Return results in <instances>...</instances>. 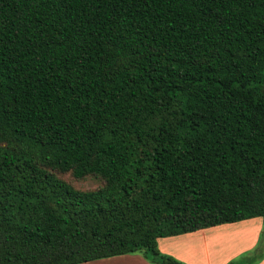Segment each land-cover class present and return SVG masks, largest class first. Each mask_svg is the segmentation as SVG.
Returning a JSON list of instances; mask_svg holds the SVG:
<instances>
[{"label": "trees", "instance_id": "16d2710c", "mask_svg": "<svg viewBox=\"0 0 264 264\" xmlns=\"http://www.w3.org/2000/svg\"><path fill=\"white\" fill-rule=\"evenodd\" d=\"M254 216L256 259L264 0H0V264H185L157 237Z\"/></svg>", "mask_w": 264, "mask_h": 264}, {"label": "crops", "instance_id": "0c3cea01", "mask_svg": "<svg viewBox=\"0 0 264 264\" xmlns=\"http://www.w3.org/2000/svg\"><path fill=\"white\" fill-rule=\"evenodd\" d=\"M260 218L249 217L156 239L161 252L173 255L187 264H225L241 252L243 264H264V252L255 259L250 250L256 244ZM202 238H199V237ZM205 237V238H203ZM203 240V242H201ZM74 264H150L139 253H121Z\"/></svg>", "mask_w": 264, "mask_h": 264}, {"label": "rangeland", "instance_id": "374dc122", "mask_svg": "<svg viewBox=\"0 0 264 264\" xmlns=\"http://www.w3.org/2000/svg\"><path fill=\"white\" fill-rule=\"evenodd\" d=\"M58 175L61 178L69 181L73 186L78 187V188H92L99 183L98 179L95 178L94 176H91V175L84 176L80 179L72 178L68 172L59 173ZM199 238H202V237L200 236ZM203 238H205V237H203ZM201 242H203V240H201ZM245 253H246V251L241 252V253L237 254L236 256L232 257L231 259L233 260V262H235L237 264H243L242 255H244ZM171 256H173V255H171ZM174 258H176V257H174ZM176 259H178V258H176ZM178 260H180V259H178ZM180 261H182V260H180ZM182 262H184V261H182ZM184 263L187 264L186 262H184Z\"/></svg>", "mask_w": 264, "mask_h": 264}]
</instances>
